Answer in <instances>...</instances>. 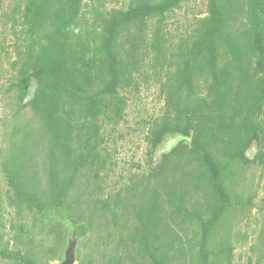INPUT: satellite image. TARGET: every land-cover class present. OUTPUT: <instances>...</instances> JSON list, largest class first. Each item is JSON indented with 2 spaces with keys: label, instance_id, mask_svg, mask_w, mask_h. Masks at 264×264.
Instances as JSON below:
<instances>
[{
  "label": "rangeland",
  "instance_id": "rangeland-1",
  "mask_svg": "<svg viewBox=\"0 0 264 264\" xmlns=\"http://www.w3.org/2000/svg\"><path fill=\"white\" fill-rule=\"evenodd\" d=\"M264 264V0H0V264Z\"/></svg>",
  "mask_w": 264,
  "mask_h": 264
},
{
  "label": "water",
  "instance_id": "water-1",
  "mask_svg": "<svg viewBox=\"0 0 264 264\" xmlns=\"http://www.w3.org/2000/svg\"><path fill=\"white\" fill-rule=\"evenodd\" d=\"M72 247L69 248V250L66 253V258L63 264H72L73 258H72Z\"/></svg>",
  "mask_w": 264,
  "mask_h": 264
}]
</instances>
